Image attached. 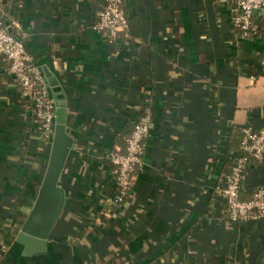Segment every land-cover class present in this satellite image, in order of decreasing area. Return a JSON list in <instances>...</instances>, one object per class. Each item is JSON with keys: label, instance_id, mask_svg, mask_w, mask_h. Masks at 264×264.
Listing matches in <instances>:
<instances>
[{"label": "crops", "instance_id": "0c3cea01", "mask_svg": "<svg viewBox=\"0 0 264 264\" xmlns=\"http://www.w3.org/2000/svg\"><path fill=\"white\" fill-rule=\"evenodd\" d=\"M104 2L0 0L31 63L53 74L55 125L74 139L59 179L65 206L46 251L26 255L17 234L51 145L0 55V264H264V217L232 221L216 193L242 128L264 127V39L233 29L236 0H123L129 26L111 41L93 29ZM144 108L141 163L114 209L110 153ZM248 162L243 200L264 187V162Z\"/></svg>", "mask_w": 264, "mask_h": 264}, {"label": "built area", "instance_id": "2783aa9c", "mask_svg": "<svg viewBox=\"0 0 264 264\" xmlns=\"http://www.w3.org/2000/svg\"><path fill=\"white\" fill-rule=\"evenodd\" d=\"M264 9V0H236L233 29L242 37H248L256 26L253 18L256 10ZM129 26L123 0H105L96 14L93 29L105 33L108 40L118 37L120 31ZM0 55L10 61V71L20 95L31 106L32 114L38 123L41 139L52 144L55 129V102L45 75L31 63L22 39L9 31L0 19ZM264 69V55L259 60ZM152 117L144 108L143 113L126 138L125 148L110 153L114 167L116 194L112 201L114 209H119L132 191L134 172L141 163L143 141L150 132ZM241 146L244 154L239 155L224 183L216 187V193L226 202L228 215L232 221L257 220L264 217V187L258 189L250 199L240 198L241 182L247 167L248 155L264 162V127L259 129L246 125L242 128Z\"/></svg>", "mask_w": 264, "mask_h": 264}, {"label": "water", "instance_id": "95a60500", "mask_svg": "<svg viewBox=\"0 0 264 264\" xmlns=\"http://www.w3.org/2000/svg\"><path fill=\"white\" fill-rule=\"evenodd\" d=\"M259 12L264 13V9L256 10L255 14ZM45 74L48 85L54 86L53 74L50 71H46ZM56 108L55 104L57 116ZM73 142L74 139L67 132L65 124L55 125L49 161L39 193L29 216L17 234V241L25 246L24 254L26 255L46 251L48 237L65 206V191L59 185V179Z\"/></svg>", "mask_w": 264, "mask_h": 264}, {"label": "trees", "instance_id": "16d2710c", "mask_svg": "<svg viewBox=\"0 0 264 264\" xmlns=\"http://www.w3.org/2000/svg\"><path fill=\"white\" fill-rule=\"evenodd\" d=\"M253 24L256 26V28L253 30V31H251V33L249 34V36L248 37H258V36H261L263 39H264V21H254L253 20ZM238 34L241 36V34L238 32ZM2 57H4V58H6L4 55H1ZM7 59V58H6ZM8 60V59H7ZM9 61V60H8ZM10 62V61H9ZM252 67V69L254 68L253 66H251ZM260 67V66H259ZM259 73L260 74H264V69L263 68H260L259 70ZM132 131V130H131ZM241 136H242V134H241ZM42 142H43V145H44V147H48L49 145H48V143L45 141V140H43L42 139ZM126 142V141H125ZM126 144V143H125ZM125 148V147H124ZM241 154H244V150L242 149V146H241V138H240V145H239V150H238V152L234 155V160H233V163H232V166H231V168L233 167V165H234V163L237 161V159H238V157H239V155H241ZM248 157H249V159L250 158H253L252 156H249L248 155ZM249 159H248V161H249ZM253 159H255V158H253ZM256 160V159H255ZM257 161V160H256ZM259 162V161H258ZM249 162H247V164H248ZM231 168H230V170H231ZM247 168V167H246ZM230 170L228 171V172H230ZM245 171H246V169H245Z\"/></svg>", "mask_w": 264, "mask_h": 264}]
</instances>
